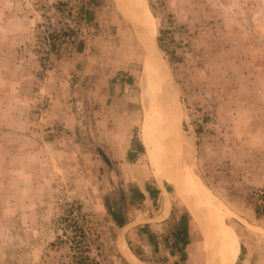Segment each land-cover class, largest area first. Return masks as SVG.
Wrapping results in <instances>:
<instances>
[{"label": "rangeland", "instance_id": "obj_1", "mask_svg": "<svg viewBox=\"0 0 264 264\" xmlns=\"http://www.w3.org/2000/svg\"><path fill=\"white\" fill-rule=\"evenodd\" d=\"M141 1L151 34L124 0H0V264H212L210 224L238 264L264 237V0Z\"/></svg>", "mask_w": 264, "mask_h": 264}, {"label": "bare ground", "instance_id": "obj_2", "mask_svg": "<svg viewBox=\"0 0 264 264\" xmlns=\"http://www.w3.org/2000/svg\"><path fill=\"white\" fill-rule=\"evenodd\" d=\"M125 1V7L127 8V12H130L132 13L136 20H140L142 21V23H144V26L145 28L147 29L146 32L147 33H152L151 31L153 30V19L148 11V8L146 7L145 3L141 0H124ZM123 2V1H122ZM133 16V17H134ZM150 29H148V28ZM145 32V33H146ZM149 36V35H148ZM148 36L146 35V40H149ZM141 85H142V92H143V99H144V102L146 103L147 105V112H146V115H154V111H155V108H154V100L156 98V90H157V87H158V82L156 81V78H155V75H154V72H153V69L151 68V64H150V61L148 59V61L146 62V65L144 67V74H143V77L141 79ZM156 121H155V128H156V131L158 132V129H159V120H160V117L159 115L156 116ZM148 117L145 119V123L143 125V130H142V139L144 141V145L147 147V151L149 152V150L151 148H153L156 143L153 142L151 144V141L147 138V134L151 132V130L149 129V124L148 121L149 119ZM164 122V121H163ZM162 130V129H161ZM161 131H160V135H161ZM160 138V137H159ZM169 138V137H168ZM160 141V140H159ZM161 142V141H160ZM153 145V147H152ZM161 145V144H160ZM159 145V146H160ZM158 149V148H157ZM152 150V149H151ZM156 150V149H155ZM161 151V150H160ZM163 152V151H162ZM151 154V153H150ZM153 155V153H152ZM159 155V154H158ZM162 156V155H161ZM159 157V156H158ZM170 157V156H168ZM172 157V156H171ZM174 157V156H173ZM175 158V157H174ZM169 159V158H168ZM172 159V158H171ZM176 160V158H175ZM166 162V161H165ZM177 162V161H176ZM171 162H169L170 164ZM170 168V166H167ZM172 167V166H171ZM178 167V166H177ZM182 167V166H181ZM186 167V166H185ZM178 169V168H177ZM180 169V168H179ZM187 171V170H186ZM182 172V171H181ZM189 172V171H188ZM178 173V172H177ZM185 173V172H184ZM193 175V174H192ZM181 176V174H180ZM185 176H186V173H185ZM184 176V178H185ZM182 177V176H181ZM188 180L185 178V179H182L181 180V185L184 187V189L187 191V192H190L192 194H201V193H205L202 191V187L201 185L199 184L198 181H196L190 174H188L187 176ZM170 179V178H169ZM181 179V178H180ZM171 181L174 182V178L173 176L171 177L170 179ZM176 180V179H175ZM178 182V180H176ZM176 183V182H175ZM178 184V183H177ZM207 193V192H206ZM191 196V195H190ZM201 199L206 201L207 198L205 196H201ZM201 200V201H202ZM208 205V204H206ZM202 206V205H200ZM208 208V207H207ZM202 212V211H201ZM211 212V211H210ZM214 214V213H213ZM205 216V215H204ZM210 217V216H209ZM215 217L217 218V214H215ZM203 219V218H202ZM217 220V219H216ZM207 221V220H206ZM211 223V222H210ZM217 223V222H216ZM214 224V223H213ZM218 224V223H217ZM215 225V224H214ZM220 225V223H219ZM207 226V225H206ZM208 233L205 234V237H206V240H207V244H208V247H209V251L211 253V258H212V264H226L227 262V259H228V254L229 253V245H228V240L227 238H225L224 235L221 233V232H218V230H215L212 225H208ZM211 227V229H210ZM224 229V228H223ZM220 231V230H219ZM223 231V230H222Z\"/></svg>", "mask_w": 264, "mask_h": 264}, {"label": "crops", "instance_id": "obj_3", "mask_svg": "<svg viewBox=\"0 0 264 264\" xmlns=\"http://www.w3.org/2000/svg\"><path fill=\"white\" fill-rule=\"evenodd\" d=\"M126 150H125V155H121L119 156L120 158L124 159V156H126V154L128 153V151H132V141L131 139L127 140L126 143ZM158 188V192H156V198L155 202L158 204V209H150L148 206L149 201H153V199H151L152 197L150 196V194L147 191V188H141L139 187V191L140 193L143 195L142 198H139L137 201H135V204H140L141 205V211L139 209H137V212L140 213L139 215H136V221L138 218H143L142 222H138L140 224L138 225H142L145 226L146 224L148 225V227L150 226V229H152L151 227L154 225L155 227H160L158 224H160V222H163L164 220H168L170 219L173 214H174V209L169 206V208L167 210H165L164 205L166 203V198H164V194L162 193V191L160 190V187L157 186ZM142 212V213H141ZM134 217V218H135ZM131 221V220H130ZM129 221V222H130ZM127 222L125 225H128ZM169 223V222H167ZM140 227V226H139ZM264 236V233H263ZM245 242H243V251L241 252V254L238 253V264H264V237L260 238V241H253V238L249 237V236H245ZM205 246H206V252L208 254L209 257H211V253L209 251V247L207 244V240L205 237ZM229 245V242H228ZM260 248H263V250H261ZM231 251V248L229 247V252ZM130 253L136 258L135 260H132L133 262L137 263V262H141L143 264H146V261H141L139 259V255L134 254L130 251ZM236 258V257H235ZM235 258H232V261L230 264H232L235 260Z\"/></svg>", "mask_w": 264, "mask_h": 264}, {"label": "trees", "instance_id": "obj_4", "mask_svg": "<svg viewBox=\"0 0 264 264\" xmlns=\"http://www.w3.org/2000/svg\"><path fill=\"white\" fill-rule=\"evenodd\" d=\"M139 149H140V151H144V147H143V145L140 143L139 144ZM147 191H148V193L150 194V196H151V193H150V191H149V189H147ZM143 197V195L141 194L140 195V198H142Z\"/></svg>", "mask_w": 264, "mask_h": 264}, {"label": "water", "instance_id": "obj_5", "mask_svg": "<svg viewBox=\"0 0 264 264\" xmlns=\"http://www.w3.org/2000/svg\"><path fill=\"white\" fill-rule=\"evenodd\" d=\"M170 89V88H169Z\"/></svg>", "mask_w": 264, "mask_h": 264}]
</instances>
